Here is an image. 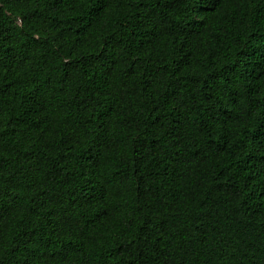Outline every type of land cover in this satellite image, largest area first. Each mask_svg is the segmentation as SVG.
I'll use <instances>...</instances> for the list:
<instances>
[{
	"label": "trees",
	"instance_id": "1",
	"mask_svg": "<svg viewBox=\"0 0 264 264\" xmlns=\"http://www.w3.org/2000/svg\"><path fill=\"white\" fill-rule=\"evenodd\" d=\"M0 264H264V0H0Z\"/></svg>",
	"mask_w": 264,
	"mask_h": 264
}]
</instances>
